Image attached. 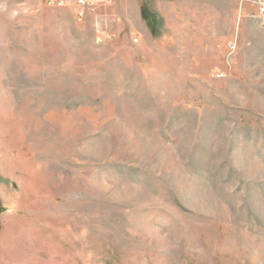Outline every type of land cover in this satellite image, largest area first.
I'll list each match as a JSON object with an SVG mask.
<instances>
[{
    "label": "rangeland",
    "instance_id": "obj_1",
    "mask_svg": "<svg viewBox=\"0 0 264 264\" xmlns=\"http://www.w3.org/2000/svg\"><path fill=\"white\" fill-rule=\"evenodd\" d=\"M57 1L0 0V264H264V0Z\"/></svg>",
    "mask_w": 264,
    "mask_h": 264
},
{
    "label": "built area",
    "instance_id": "obj_2",
    "mask_svg": "<svg viewBox=\"0 0 264 264\" xmlns=\"http://www.w3.org/2000/svg\"><path fill=\"white\" fill-rule=\"evenodd\" d=\"M105 1H110V0H105ZM57 4L61 6L74 5L78 10V16L80 18H84L85 15L93 11L96 7L95 0H58Z\"/></svg>",
    "mask_w": 264,
    "mask_h": 264
}]
</instances>
